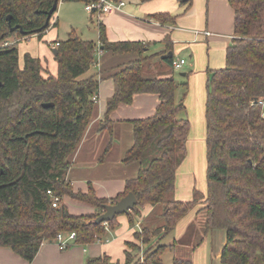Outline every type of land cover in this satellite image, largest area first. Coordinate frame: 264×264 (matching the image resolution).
Segmentation results:
<instances>
[{
  "label": "trees",
  "instance_id": "trees-1",
  "mask_svg": "<svg viewBox=\"0 0 264 264\" xmlns=\"http://www.w3.org/2000/svg\"><path fill=\"white\" fill-rule=\"evenodd\" d=\"M191 1L180 3L187 6ZM54 3L0 0V44L10 38L16 41L0 47V248H9L31 263L42 244L53 242L60 233H75L73 245L94 244L108 233L104 223H94L104 206L133 193L137 204L126 215H138L146 205L164 204V224L137 231L135 238L146 248L127 243L123 264H164L168 246L161 242L198 206L203 234L226 231L220 264H264V110L259 103L264 100V0H229L235 14L234 35L226 50L225 67L209 70L207 80V194L195 191L193 200L187 202L167 201L166 196L175 190L178 169L187 157L190 121L183 115L188 84L182 85L178 101L181 85L174 76L145 77L144 63L152 59L144 56L145 48L139 43H106L102 27L105 50L137 54V59L111 75L115 89L107 101L105 127L110 114L120 104H131L137 94H157L160 103L153 116L132 121L133 145L123 163L137 162L140 169L136 178L126 182L125 192L114 199L98 198L91 185L86 194L74 192L67 181L71 159L97 114L94 98L100 74L93 69L97 44L73 34L57 42L56 55L52 51L56 74L30 54H25L23 64L19 61V42L43 37L51 22L46 30H39ZM153 18L162 24L175 22L169 14ZM16 26L24 33H12ZM48 103L54 106L44 108ZM48 191L60 198L57 207ZM65 196L91 204L97 212L73 215L62 202ZM117 217L108 222L109 230ZM131 225H136L134 218ZM85 264L120 263L98 257ZM173 264L194 261L175 257Z\"/></svg>",
  "mask_w": 264,
  "mask_h": 264
},
{
  "label": "crops",
  "instance_id": "crops-1",
  "mask_svg": "<svg viewBox=\"0 0 264 264\" xmlns=\"http://www.w3.org/2000/svg\"><path fill=\"white\" fill-rule=\"evenodd\" d=\"M124 1L126 2V7L123 11H113L107 15H101L99 13L92 15V18H98L99 21L97 40L92 41L98 47L96 64L93 69L100 74V85L96 100L97 114L90 123L76 153L72 157L71 167L67 174V181L73 186L74 192L77 193L80 191L86 194L89 192L91 185L96 196L100 199L117 198L125 192L126 182L137 177L140 169L139 163L136 162L130 165L123 163L126 153L133 145L132 121L153 116L160 103L157 94H137L134 96L131 104H120L110 114V122L108 127H105L107 101L114 95L115 89L114 80L111 78V75L120 67L137 59V54H117L105 50L100 39L101 27L104 30L106 43H139L145 48L144 56L152 57L148 61L152 63L160 59V62H157L154 68L149 67L150 70H148L150 76L153 74L157 75L148 78L157 79L174 76L172 73L174 69L169 60L172 59V62L175 61V54L177 52L179 55L182 51L189 50L192 47L193 53H191V57H194V47L200 44V42H206L211 49H222L225 55L234 35L235 14L229 0H192L187 6L182 5L180 0H150L148 2H142L141 0ZM157 14H169L175 19V22L173 24H162L153 18ZM57 24L58 22L56 21L53 25L56 26ZM203 33L209 34L204 35ZM47 35L48 33L46 31L43 35V47L49 48L51 52L55 51L56 49L51 47L52 44L63 41L58 40V37L56 39L51 38L46 40ZM32 37L34 38L36 36ZM32 37L22 39L18 44L20 64H23L25 54H30L34 58L41 59L43 64L47 66V59L38 53L37 46L31 45ZM52 56L54 59L53 52ZM196 63H200L197 55ZM220 64L221 62L213 65V59L211 58L206 64L203 63L200 66L201 70L191 72L192 75L190 78L193 82L196 80V85L193 86L191 83V88L188 82L185 81L183 83L188 84L185 98L186 114L183 115L184 118L190 121L187 157L194 125L191 109L193 99L189 97L191 93H195L197 102H194V104L196 106L198 122L206 128L205 111L208 72L209 70H216L215 67L211 69V66L219 67L224 65V63ZM167 65H170L171 69ZM184 65H186V61ZM49 71L52 74H56V62L55 66L51 67V69L49 68ZM184 74L185 76L182 74L181 76L189 78V74ZM181 97L182 94L180 95V99ZM198 106L199 110L197 109ZM95 124H103L101 132L107 131L110 139L109 141L102 139V144L96 149L98 156H94L93 152H88V149L94 145L86 148ZM101 132L93 134L95 141L100 139ZM203 138V142L206 145V131ZM185 161L179 167L176 177L175 193L178 199L177 201L180 202L193 200L194 192L199 191L197 190L195 176L187 175L185 177V172L182 169ZM204 162L206 163L205 168L207 169L206 156ZM181 171L184 172V176H182L184 178L179 176ZM184 195L187 197H183ZM187 198L192 199L183 201ZM62 202L68 207L70 213L76 216L95 214L97 212L93 205L72 199L69 196H65ZM198 208L199 206L195 208L193 214L196 215ZM162 211L163 209L160 208V205L155 207L146 205L139 209L138 215H133V217L128 215L118 216L114 228L107 231V235L101 237V241L87 246L72 244L67 250L61 251L54 242L43 243L31 263L15 254L9 248H0V264H85L88 259L98 257H108L113 263L118 262L123 264L126 260V244L134 241V235L138 230H141L143 227H149L148 225L144 226V224L152 218L153 214L155 216V213H158V216H161ZM188 217L189 214L177 224L174 231L176 233L172 239L174 243L186 233V228H188L191 220ZM132 218L136 221L135 226L131 225ZM225 243L226 236L221 250L217 254L219 261Z\"/></svg>",
  "mask_w": 264,
  "mask_h": 264
},
{
  "label": "rangeland",
  "instance_id": "rangeland-1",
  "mask_svg": "<svg viewBox=\"0 0 264 264\" xmlns=\"http://www.w3.org/2000/svg\"><path fill=\"white\" fill-rule=\"evenodd\" d=\"M86 3L83 1L77 0H64L58 5L57 12L55 13L51 25L47 30L46 40L58 37L60 41H66L71 34L78 36L79 38L87 41H96L99 30V21L98 18H92V15L86 11ZM58 22L56 26L53 24ZM13 38L7 39L0 46H3L6 42L12 44ZM43 37L41 39L37 37H32L31 45L37 46V51L41 56H44L48 61V65L45 68H50L55 66V60L53 59L52 52L49 48H44V44L42 43ZM185 45V44H183ZM195 55L191 57L192 47L189 50L182 51L179 55L178 52L175 54L176 60L184 59L186 61V65L181 70H173L172 73L175 77V80L178 84H181L179 90L177 91V100L180 99V95L182 94V85L186 81L189 83V86L192 88L196 85V80L193 82L191 80V72H198L200 66L206 64L208 61L213 59V65L224 63L223 66H211L210 68L218 69L225 66V55L222 49L216 48L211 49L206 42H200L194 47ZM196 55L200 63H196ZM157 62H160V59H157ZM157 62L147 61L144 63V72L143 75L145 77H155L157 75L150 76V72H148L149 67L154 68ZM164 62V61H163ZM167 64V63H166ZM220 64V65H221ZM49 66V67H48ZM170 69V65H167ZM207 66V65H206ZM174 69V68H173ZM47 72V70H46ZM186 73L189 74V78L181 76V74ZM46 75V74H45ZM192 83V84H191ZM190 99H193L191 109H192V117L194 121L193 130L191 134V143L189 145V153L187 160L183 165V170L185 172V177L187 175H194L196 180L197 190L203 191V193L207 194V179H206V145L203 142V136L205 134L206 128L204 125L198 122V115L196 113V106L194 102H197V98L195 97V93H191ZM199 110V106L197 108ZM188 110V109H187ZM189 117V114H188ZM102 125L95 124L93 127V133L88 139V143L86 148L91 145H94L88 149V152L92 153L94 156H98L96 153V149L100 144H102V139L105 141H109V135L107 131L101 132ZM96 132H101V137L98 141H95L93 138V134ZM101 155V154H100ZM100 157V156H99ZM204 162V163H203ZM181 169V170H182ZM184 172H180V177L184 178ZM190 173V174H188ZM179 186V184H177ZM176 191L169 193L166 196L167 201H177ZM182 193V191H181ZM183 197H187L184 195ZM187 198L183 201H187ZM182 201V200H181ZM164 204L160 205V208L163 209ZM195 210V209H194ZM193 210V211H194ZM193 211L189 213V217L191 218L190 224L188 228H186V233L179 239L177 242L172 240L175 236V233H172L168 237H166L161 243L168 246V250L163 256L164 264H173V259L175 257L182 259H193L194 264H220L218 253L221 250V247L225 241L226 231L217 229L209 232L208 234H203V216H196L193 214ZM158 213L153 214L152 218L145 222V225H148L151 228H158L159 226L164 224V219L162 216H158ZM141 231V230H138ZM203 239V242L200 241ZM134 243L143 250L146 246H143L142 243L135 238ZM143 255V253H141Z\"/></svg>",
  "mask_w": 264,
  "mask_h": 264
},
{
  "label": "built area",
  "instance_id": "built-area-1",
  "mask_svg": "<svg viewBox=\"0 0 264 264\" xmlns=\"http://www.w3.org/2000/svg\"><path fill=\"white\" fill-rule=\"evenodd\" d=\"M126 7V2L124 0H90L89 3H86V11L89 12L91 15L95 13H99L101 15L110 14L113 11H123ZM204 35H208L209 33H203ZM16 43V41H12V44L6 42L1 48H6L12 46ZM59 46V43L52 44V48L56 49ZM184 60H175L172 63L174 70H181L184 66ZM94 100H97L94 98ZM260 105H262L264 110V100H261ZM48 194L53 198V206L57 207L60 201V198L53 195L52 191H48ZM108 223H104V226L107 231H109ZM76 240L75 233H60L56 236L55 240L53 241L61 251L67 250L73 242Z\"/></svg>",
  "mask_w": 264,
  "mask_h": 264
},
{
  "label": "water",
  "instance_id": "water-1",
  "mask_svg": "<svg viewBox=\"0 0 264 264\" xmlns=\"http://www.w3.org/2000/svg\"><path fill=\"white\" fill-rule=\"evenodd\" d=\"M57 7H58V0H55L53 8L47 14V19H46L44 26L39 31L46 30L49 27L51 18L53 14L55 13V11L57 10ZM8 20H11V17H9ZM18 30L24 33L21 26H16L12 28L11 32L13 33ZM56 53L57 52L55 50V55ZM182 75L185 76L184 73ZM53 106L54 104L52 103L43 105L44 108H50ZM136 204H137V199L135 195L133 193H129L124 198H122L119 202H117L115 205L104 206V212L98 218H96L94 223L98 225L102 223L111 222L116 218V216H119V215L121 216L123 214L126 215L129 212H131L135 208Z\"/></svg>",
  "mask_w": 264,
  "mask_h": 264
}]
</instances>
